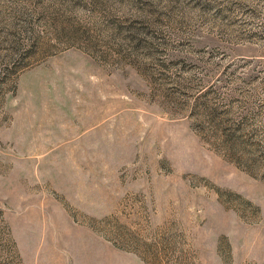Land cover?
<instances>
[{
	"label": "rangeland",
	"instance_id": "obj_1",
	"mask_svg": "<svg viewBox=\"0 0 264 264\" xmlns=\"http://www.w3.org/2000/svg\"><path fill=\"white\" fill-rule=\"evenodd\" d=\"M0 264H264V0H0Z\"/></svg>",
	"mask_w": 264,
	"mask_h": 264
}]
</instances>
